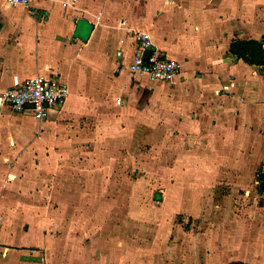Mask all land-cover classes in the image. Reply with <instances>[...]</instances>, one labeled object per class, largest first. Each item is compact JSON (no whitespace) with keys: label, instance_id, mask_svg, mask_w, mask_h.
<instances>
[{"label":"crops","instance_id":"crops-1","mask_svg":"<svg viewBox=\"0 0 264 264\" xmlns=\"http://www.w3.org/2000/svg\"><path fill=\"white\" fill-rule=\"evenodd\" d=\"M30 9L33 12L0 0V93L15 80L39 73L65 83L68 95L63 106L51 111L43 122L16 112L17 126H0V142L6 143L10 133L14 140L10 155L19 154L15 160L7 154L0 156V264H40L39 260L43 264H53V260L69 264L77 250L76 240L66 230L75 224L79 229L89 227L81 225L82 219L79 223L75 220L77 213L88 214L87 218L95 221L98 216L94 214L101 212L93 206L102 198L96 194L103 188L97 186L95 195L83 194L79 185L73 189V183L49 193L61 205L49 203L47 216L24 214L16 204L24 195L34 199L40 195V191L24 187L40 182L38 173H29L35 162L26 157L38 148L55 147V142L45 138L51 135L50 129L58 127V120L92 111L105 85L111 82L106 77L111 67L132 75L124 62L134 49L133 37L119 26L121 19L126 26L149 35L152 47L146 53L155 49L179 64V75L173 83L133 76L138 77L135 84H141L144 93L152 87V93L157 92L156 87H162L157 82L172 88L160 98L161 116L165 128L174 126L178 137L190 143L191 156L186 151L183 154L190 156L193 180H207L210 189L215 180L230 179L231 173L222 171L236 165L244 171L238 174L239 185H245L247 168L264 157V62L237 57L230 46L235 40H253L264 51V0H33ZM120 38L125 39L122 45ZM119 47L124 58L116 56ZM123 79L118 77L116 81ZM9 161H13L10 171ZM48 161L55 162L54 158ZM36 162L42 164L40 159ZM21 165L27 166L25 170L18 168ZM107 179L111 184L105 192L111 197L119 193L111 189L120 178ZM72 180L81 179L71 176L68 182ZM254 183L256 191L264 194L257 188V177ZM49 227L63 233L53 234ZM77 233L76 238L82 237V231ZM92 249L81 251V258L92 259ZM257 253L255 249L250 256Z\"/></svg>","mask_w":264,"mask_h":264},{"label":"rangeland","instance_id":"rangeland-1","mask_svg":"<svg viewBox=\"0 0 264 264\" xmlns=\"http://www.w3.org/2000/svg\"><path fill=\"white\" fill-rule=\"evenodd\" d=\"M119 69L111 67L106 75L111 82L105 85L92 111L59 119L58 127L50 129L45 141L55 142L54 148L44 146L27 155L35 162L29 173H38L40 182L24 187L40 191V195L35 199L24 195L12 204L24 214L44 217L49 203L61 205L59 199L49 197L52 190L60 191L73 183V189L79 185L83 194L95 195L98 187L103 188L96 194L102 198L93 206L101 211L94 214L97 220L77 213L75 220L79 223L82 219L81 225L89 227L79 229L75 224L66 230L76 240L77 253L71 264H264V194L256 191L254 183L256 174H264V157L247 168L244 186L237 180L243 170L236 165L222 171L231 173L230 179H217L210 189L207 180H193V168L188 163L191 145L178 137L174 126L165 128L161 116L160 98L172 88L157 82L162 85L156 87L157 92L152 93V87L144 93L143 86L135 84L138 77ZM123 76L122 83L116 81ZM15 115L19 114L0 105V126H17ZM11 140L14 142L8 133L6 143L0 142V156L7 154L12 160L19 154L10 155L14 148ZM183 151L190 156L185 157ZM50 158H54L53 164L47 162ZM38 159L42 164L36 162ZM12 162L7 164L8 171ZM25 167L18 166L22 170ZM71 176L81 180L68 182ZM111 176L120 180H115L117 186L111 189L119 193L110 197L105 190H110L107 178ZM203 185L205 188L195 190ZM49 228L53 234L63 233ZM79 231L83 235L76 238ZM36 241H40L38 236ZM86 248H93L92 259L81 258ZM39 249L45 253L44 246ZM255 249L256 257L250 256ZM63 263L53 260V264Z\"/></svg>","mask_w":264,"mask_h":264},{"label":"built area","instance_id":"built-area-1","mask_svg":"<svg viewBox=\"0 0 264 264\" xmlns=\"http://www.w3.org/2000/svg\"><path fill=\"white\" fill-rule=\"evenodd\" d=\"M5 2L10 6L22 5L33 12L30 9L33 0H5ZM119 26L133 37L134 49L124 62L126 69L134 76H146L152 81L173 83L179 75V64L155 49L146 53V49L152 47L151 39L146 32L126 26L123 19L119 21ZM124 43L125 39L120 38L119 44ZM116 56L125 57L122 47L117 48ZM67 95L68 88L65 83L38 73L22 81L15 80L11 86L1 91L0 103L8 105L15 112L29 114L38 122H43L51 111L63 106Z\"/></svg>","mask_w":264,"mask_h":264},{"label":"trees","instance_id":"trees-1","mask_svg":"<svg viewBox=\"0 0 264 264\" xmlns=\"http://www.w3.org/2000/svg\"><path fill=\"white\" fill-rule=\"evenodd\" d=\"M231 52L237 57H244L249 62H264V51L259 43L253 40H235L230 46ZM258 190H264V174L257 175ZM261 182V184H259Z\"/></svg>","mask_w":264,"mask_h":264}]
</instances>
